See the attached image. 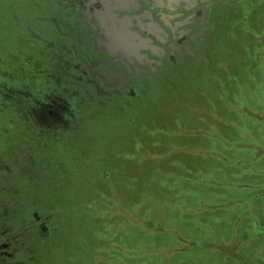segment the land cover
Listing matches in <instances>:
<instances>
[{
  "label": "flooded vegetation",
  "instance_id": "af4514ba",
  "mask_svg": "<svg viewBox=\"0 0 264 264\" xmlns=\"http://www.w3.org/2000/svg\"><path fill=\"white\" fill-rule=\"evenodd\" d=\"M0 118V264H264V0H0Z\"/></svg>",
  "mask_w": 264,
  "mask_h": 264
},
{
  "label": "rangeland",
  "instance_id": "374dc122",
  "mask_svg": "<svg viewBox=\"0 0 264 264\" xmlns=\"http://www.w3.org/2000/svg\"><path fill=\"white\" fill-rule=\"evenodd\" d=\"M11 39H12V35H9V40L11 41ZM1 121H2V119L0 118V122ZM204 160L206 161V163H208L209 165H213V166H216V165L224 166L225 165L217 157H213V156L205 157ZM224 167L228 170V172H226L224 174H217L216 172H213L211 170L205 171V169H203L202 167L200 169H203L201 171H202V174H203L205 180L213 179L217 182H222V181H225L226 179H228L229 182H231L232 184H235V185L249 184L251 182L250 179H248V178H236V177H234L230 172L231 169L234 168L233 166L225 165ZM242 167H247V165H243ZM196 187L199 189V191H201L204 194L209 193L213 189H217V187L211 186V185H208L205 183H200ZM227 189L229 191H231L233 194H236L238 196H245L250 191L247 188L246 189L227 188ZM0 231H2V228L0 229ZM1 251H4V249H1Z\"/></svg>",
  "mask_w": 264,
  "mask_h": 264
}]
</instances>
